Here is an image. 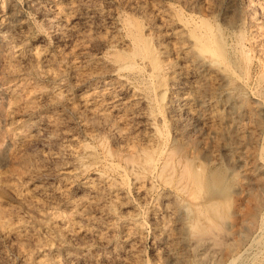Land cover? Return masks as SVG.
<instances>
[{
  "label": "rangeland",
  "instance_id": "1",
  "mask_svg": "<svg viewBox=\"0 0 264 264\" xmlns=\"http://www.w3.org/2000/svg\"><path fill=\"white\" fill-rule=\"evenodd\" d=\"M157 8L163 9H159L162 13H169L165 12V15L187 20L192 25L205 22L211 28L217 27L215 30H221L220 35L224 37L228 51L232 49L230 52L233 53L229 54L233 67L236 66L233 69L236 85L232 82L233 87L232 84L227 88L216 85L212 90L217 91H200L204 97H208L209 92L211 95L214 93L212 97L218 100L213 108L206 105L202 109L203 114L219 118L213 121L211 129L195 122L184 112L177 115L172 111L177 119L178 131L182 130L187 137L183 136V139L193 144L196 142L194 147H198L196 150L187 145L192 151L189 148L190 154L188 150L186 153L190 160L192 156L193 161H188L186 165L190 167L199 161L198 166L193 164L189 169L197 171L203 180L197 198L192 199L187 193L190 190V185L189 188L186 185L188 180L180 179L181 184L178 182V185H186L184 192L174 202L168 203L170 207H175V212L172 208L168 212L163 205L166 200L159 197L162 186L158 182L147 194L143 193L144 196L136 193L133 179L141 168L133 167L123 158L119 150L121 141L111 135L107 129L109 124L97 119V123L100 122L98 126L96 121L90 122L84 112L70 107L75 102L77 105V98L88 92L93 96L95 105L98 103L97 106L104 111L113 110L109 121L115 122L124 110L112 108L108 97L117 92H120L117 95L127 97L133 87L137 92L139 89L143 97H150L151 100L145 101L152 111L156 110L154 114L161 117L159 125L163 138L160 144L167 148L174 146L169 149L177 158L179 152L175 145L180 139L173 140L174 145L171 143L173 127L165 109L156 104L162 92L138 55L131 56L135 45L132 44L135 43L133 36L138 33L149 50L152 47L151 50L158 51L163 28L156 14ZM150 13L154 17H150ZM0 20V264H24V253L42 251L50 260L48 264L52 263L54 255L60 258V263L66 264L63 258L65 252L72 256L71 264H264V111L260 115L257 112L260 108L256 107L261 105L264 108V95L260 92L264 86V0H0ZM126 52L131 53L128 55ZM167 54L174 57L169 50ZM121 56L126 59L125 63ZM99 59L101 62L98 63ZM129 62L133 63L134 71L130 67L125 68ZM119 81L126 85L121 91L115 89ZM154 81L156 83L153 84ZM226 89L231 91V100L237 96L240 100L232 109H238L236 114H232L231 107L229 110L221 101ZM144 93H147L146 96ZM238 93L243 95L242 98ZM129 106L128 111H131L132 106ZM139 107L142 106H138L137 113L141 110ZM137 113L127 119L132 128L129 134L132 133L133 137L128 135L129 140H136L134 132L142 129L143 118ZM186 124L192 126L187 129ZM219 124L222 133L219 132ZM214 126L220 134L214 133ZM214 134L219 135L218 139ZM67 147L76 151L68 154L63 151ZM206 154L213 159L207 160ZM239 155L242 156L241 164H233L230 158ZM60 164L67 165L72 173L55 176L54 172ZM39 171H46L49 175L35 176ZM99 171L123 180L122 188L126 193L118 199L124 202V206L117 208L115 201L111 202L115 211L112 209L111 216L101 219L102 225L97 226L106 238L105 245H100L92 236L85 238L76 234L70 238L51 227L53 220L57 219L71 224L73 214L68 203L80 195L85 196L80 183ZM64 182L73 186L68 184L65 187ZM40 185L48 191H36L35 188ZM60 187H64L66 196L63 198L51 193L52 189ZM212 208L221 218L220 222L212 213ZM53 215H60L63 219ZM210 218L217 219L215 222L219 225L214 226ZM22 222L29 227L32 240L20 241L13 232L6 231ZM129 226L133 231L130 235L132 249L135 250L133 260L128 258L123 242ZM102 254L106 257L103 258Z\"/></svg>",
  "mask_w": 264,
  "mask_h": 264
},
{
  "label": "bare ground",
  "instance_id": "2",
  "mask_svg": "<svg viewBox=\"0 0 264 264\" xmlns=\"http://www.w3.org/2000/svg\"><path fill=\"white\" fill-rule=\"evenodd\" d=\"M154 5V4H153ZM152 5V7H153ZM84 7V6H83ZM155 7V5H154ZM158 9V8H157ZM160 10H163L161 8H159ZM159 9L156 11V14L159 16L160 20H161V24H162V34H161V38L159 37V43L160 46L157 49L154 47V49H156V52H154L153 49L150 44L149 46L151 47V49L149 50V48L147 47V43L144 42V40H142L141 36H139L138 34L135 33V30L133 33H135L136 35L133 36L134 34H132L133 38L135 39V44L133 45V52H129L132 55L131 56H136L138 55L139 59L142 61L141 63H143L149 71L150 76L156 80L158 87L160 88V92H162V96L159 100L157 104V106H160V108L162 107V109H165V111L167 112V116L168 119L167 120L170 122L171 126L173 127V136L172 137V142L173 140L176 141L175 139H180L179 142H177V154H179L177 156V158L175 159L174 156L172 154L170 149L171 147L174 148V146H168V148L166 146H162L160 144L161 138H163V131L162 128L160 127L159 123H161V117L158 114H154L156 113L155 111H152L153 109H151L149 107V103H147L145 100H151L150 97H148L146 94L144 93V95L146 96L143 97V95H141L139 93V89L138 92L135 91V88L133 87L132 90H130V93L127 97H122L117 95V92L114 95L109 96V100L112 102L113 107L109 104V106H111L112 108H115L120 110L123 109V113H120L121 115H119L118 119L114 122V120H110L109 121V117L111 115H113V110H110V112L104 111L102 110L99 106H97V104L95 105V101L93 102V99L90 94H88V92L86 94H81L78 98H77V105L74 106H70L72 108V110L74 111H79L80 113L84 112L87 119L90 122H94L99 120H103L104 122H107L109 124V127H107V129L109 128V131L111 132V135L113 137H115V139L117 138L118 140L121 141V144L119 145V150L122 152V156L124 159L128 160V162L133 164L134 166H139L141 168V170L137 171V173H133L135 175L134 177V182H135V190L137 191L136 193H139L143 195L147 194L146 192H148L149 189H151L152 187L155 186V184L161 185V189L159 191V197L162 200H166V202L163 204L164 206H166V209L169 212V208H172L175 212V207L173 208L170 207V203L174 202L177 197L179 196V194L183 191V188L187 185L189 188L190 185V190L188 193L189 197L192 199H196L197 198V193L200 192L201 187H202V178L199 176L197 171H194L193 169H191L190 171V167L193 164H189L190 167H187V162H191L192 163V156L191 160L190 158H188V153L187 150L191 147L192 149H196L198 147H194V144L196 142L190 143V141H187L188 139H183V133L181 131H178V127H177V122L175 119L174 114H172V111L177 112V115H181L182 112L188 114L191 118H193V120L197 123H201L203 125L206 126V128L211 129L210 126L213 123L214 120H219V118L215 117L214 115H206L202 113V109L204 106L209 105L213 108V105L215 106L216 102L218 100L214 99L211 95V92H209L210 94H208V97H204L200 91L203 89H207L210 91H213L215 89L212 90V88L216 87V85H222L225 86L226 88L231 86L232 82H234V68L233 67L234 64L233 63V59L231 58L228 48L226 47V41L222 38V36L220 35V31H216L215 29L217 28H211L212 26L205 23V22H201L199 24L196 25H192L189 22H187V20L184 19H176L173 18L172 16L165 15V12H161L159 11ZM156 10V9H155ZM4 11V10H3ZM151 12V11H150ZM155 12V11H154ZM169 14V13H168ZM171 14V13H170ZM150 17H152V13H150ZM154 17V16H153ZM157 17V16H156ZM155 17V18H156ZM175 17V16H174ZM179 18V17H178ZM65 19V18H63ZM226 19V18H225ZM66 20V19H65ZM235 21V20H234ZM1 22V20H0ZM233 22V21H232ZM227 23V22H226ZM235 23V22H234ZM159 26H161L160 24H158ZM232 26V25H230ZM134 28V27H133ZM158 28V27H157ZM156 28V29H157ZM160 28V27H159ZM161 28V29H162ZM155 29V30H156ZM220 29V28H219ZM159 31V30H158ZM22 32V31H21ZM130 32V31H129ZM155 32V31H154ZM131 34V33H130ZM1 35V34H0ZM159 35V34H158ZM2 36V35H1ZM24 36V35H23ZM141 37V38H140ZM155 37V36H154ZM157 39V38H156ZM239 42V41H238ZM146 43V44H145ZM155 43V41H154ZM165 43V44H163ZM241 43V42H240ZM12 45V44H10ZM158 46V45H157ZM229 46V45H228ZM243 46V45H241ZM168 47V48H167ZM230 47V46H229ZM238 47V46H237ZM131 48V47H130ZM231 48H233L231 46ZM241 48V47H239ZM244 48V47H243ZM242 48V49H243ZM35 49V48H34ZM242 49L240 51H242ZM37 50V49H36ZM131 50V51H132ZM167 50L171 51L174 55V57H169V55L167 54ZM35 51V50H34ZM33 51V52H34ZM130 51V50H129ZM37 52V51H36ZM232 52V51H231ZM230 52V53H231ZM39 53V51H38ZM128 53V52H126ZM128 53V55H129ZM233 53V52H232ZM242 53V52H241ZM35 54V53H34ZM33 54V56H34ZM239 54V53H238ZM243 54L246 55V53L243 52ZM127 55V56H128ZM233 55V54H232ZM237 55V54H236ZM243 56L244 58L246 56ZM39 56V55H38ZM37 56V57H38ZM235 56V55H234ZM106 57V56H105ZM126 57V55H125ZM129 57V56H128ZM126 57V58H128ZM137 57V56H136ZM237 57V56H236ZM262 57V56H261ZM35 58V57H34ZM122 58V56L120 57ZM132 58V57H130ZM129 58V59H130ZM249 58V56H248ZM257 58V57H256ZM43 59V58H42ZM52 59V58H51ZM124 59V60H123ZM136 59V58H135ZM238 59V58H237ZM237 59H235L234 61H236ZM243 59V58H242ZM262 59V58H261ZM259 59V60H261ZM91 60V59H90ZM89 60V61H90ZM100 60V59H99ZM106 60V59H105ZM125 58H122V62H126ZM35 61V60H34ZM97 61V60H96ZM95 61V62H96ZM128 61V59H127ZM239 60H237L238 62ZM263 61V60H262ZM261 61V62H262ZM83 62V61H82ZM88 62V61H87ZM101 62L98 61V63ZM121 62V63H122ZM132 62V61H131ZM126 63V65L123 63V65H125V68L130 67V69L133 67V63ZM139 62V61H137ZM258 62V61H257ZM264 62V61H263ZM92 63V62H91ZM101 64V63H100ZM236 64V63H235ZM95 65V63H94ZM106 65V64H105ZM104 65V66H105ZM120 65V64H119ZM118 65V66H119ZM142 65V64H141ZM237 65V64H236ZM51 66V65H50ZM98 66V65H97ZM109 66V65H108ZM264 66V64L262 65ZM107 67V66H106ZM121 67V66H120ZM141 67V66H140ZM139 67V68H140ZM102 68V67H100ZM123 68V66H122ZM120 68V69H122ZM124 68V69H125ZM264 68V67H262ZM119 69V68H116ZM119 69V70H120ZM136 69V68H135ZM142 69V68H140ZM145 69V68H144ZM118 70V71H119ZM127 70V69H126ZM133 70V68H132ZM97 71V70H96ZM95 71V72H96ZM112 71V70H110ZM109 71V72H110ZM115 71V70H114ZM117 71V70H116ZM134 71V70H133ZM141 71V70H140ZM237 71V70H236ZM94 72V73H95ZM264 72V71H263ZM263 72H260V75L262 76ZM101 73V72H100ZM238 73V72H237ZM248 73V72H247ZM262 73V74H261ZM99 74V73H98ZM148 74V73H147ZM237 75V74H235ZM264 75V74H263ZM138 76V75H137ZM109 77V76H108ZM119 77V75H118ZM238 77V76H237ZM264 77V76H263ZM261 77V78H263ZM109 79V78H108ZM114 79V78H113ZM120 79V78H119ZM147 79V78H146ZM246 79V78H245ZM253 79V78H252ZM258 79V78H257ZM115 80V79H114ZM117 80V79H116ZM129 80V79H128ZM236 80V79H235ZM240 81V79H237ZM236 80V81H237ZM241 80H242V76H241ZM244 80V79H243ZM264 82V79H262ZM260 80V81H262ZM259 81V80H258ZM76 82V81H75ZM114 82V81H113ZM120 82V81H119ZM149 82V80H148ZM152 82V81H151ZM155 81L153 82L156 83ZM243 82V81H242ZM103 83V82H102ZM235 83V82H234ZM246 82H244L245 84ZM155 84V85H157ZM242 84V83H241ZM116 84L112 85L111 88H114L113 86H115ZM125 85V84H124ZM123 83H119L118 88L116 87L115 89L121 91L124 87ZM151 85V84H150ZM236 85V83H235ZM234 85V86H235ZM260 85V84H259ZM264 85V84H262ZM126 86V85H125ZM152 87V86H151ZM157 87V86H156ZM158 87L156 89H158ZM207 87V88H206ZM219 87V86H218ZM224 87V88H225ZM233 87V84L232 86ZM129 88V87H128ZM137 88V87H136ZM155 88V87H154ZM221 88V87H220ZM101 89V88H100ZM109 89V88H108ZM114 89V91H115ZM126 89V88H125ZM124 89V90H125ZM155 89V90H156ZM222 89V88H221ZM230 89V88H228ZM241 89V88H240ZM260 89V88H259ZM233 90V89H232ZM236 90V89H235ZM62 91V90H61ZM95 92V90H93ZM217 91V90H215ZM214 91V92H215ZM220 91V90H219ZM234 91V90H233ZM238 91V90H237ZM260 90H258L259 92ZM92 92V91H91ZM97 92V91H96ZM99 92V91H98ZM104 92V91H103ZM123 92V91H122ZM129 92V91H128ZM158 92V91H156ZM222 92V90H221ZM231 91H228L227 89L225 90V92L222 93V99L223 102L229 107H231V113L232 114H236L237 110H232L234 108V106L236 105L237 101H240L239 99H237V95H235L234 97H236V99L231 100V96L232 94L230 93ZM263 95H264V86L263 88H261L260 91ZM84 93V92H83ZM93 93V92H92ZM102 93V92H101ZM127 93V91H126ZM142 93V92H141ZM208 93V92H207ZM220 94V92H218ZM94 94V93H93ZM100 94V93H98ZM97 94V95H98ZM104 94V93H103ZM103 94L101 96H103ZM108 94V93H107ZM111 94V93H109ZM123 94V93H122ZM152 94V93H151ZM158 94V93H156ZM236 94V93H235ZM239 94V93H238ZM242 94V93H241ZM96 95V96H97ZM153 95V94H152ZM260 95V93H259ZM95 96V95H94ZM107 96V95H106ZM105 96V97H106ZM215 96V94H214ZM218 96V95H217ZM216 96V97H217ZM240 98H242L243 95H240ZM71 97V96H70ZM100 97V96H98ZM245 97V94H244ZM95 98V97H94ZM97 98V97H96ZM95 98V99H96ZM104 99V97H102ZM145 98V99H144ZM153 98V97H152ZM158 98V97H157ZM94 99V100H95ZM254 99V97H253ZM258 99V98H257ZM97 100V99H96ZM105 100V99H104ZM101 101V102H104ZM108 100V101H109ZM153 100V99H152ZM155 101V100H154ZM153 101V102H154ZM243 101V100H241ZM98 102V100L96 101ZM100 102V103H101ZM150 102V101H149ZM152 102V101H151ZM254 102V101H253ZM99 103V104H100ZM109 103V102H108ZM256 103V102H255ZM260 104V101L258 102ZM103 104V103H102ZM101 104V105H102ZM152 104V103H151ZM159 104V105H158ZM239 104V103H238ZM237 104V105H238ZM241 104H244L243 102ZM258 104V105H259ZM263 104V103H262ZM129 105H131V111H128L127 107H130ZM141 105L142 107H139V110L141 108V110L137 113V108L138 106ZM218 105V104H217ZM231 105V106H230ZM264 105V104H263ZM153 106V105H151ZM224 106V105H223ZM240 106V105H238ZM245 106V105H244ZM243 106V107H244ZM256 106V105H255ZM155 107V106H154ZM153 107V108H154ZM225 107V106H224ZM242 107V106H241ZM259 107V111H257L258 113L263 114L264 108L263 106H256ZM104 108V107H103ZM159 108V109H160ZM223 108V107H222ZM221 108V109H222ZM111 109V108H109ZM161 109V110H162ZM210 109V108H209ZM218 109V108H217ZM240 109V107H239ZM258 109V108H257ZM70 110V109H69ZM230 110V108H229ZM254 110V109H253ZM159 111V110H158ZM206 111V110H205ZM204 111V112H205ZM212 111V110H211ZM210 111V113H211ZM219 111V110H216ZM225 111V109H224ZM228 111V110H227ZM122 112V111H121ZM163 112V111H162ZM209 112V111H208ZM229 112V111H228ZM256 112V111H255ZM77 113V112H76ZM135 113L138 114V116L140 115L143 119L141 122L142 125V129L140 128V130H138L135 133V136L137 137L136 140L131 139L129 140L128 135L131 137V134H129V131H131L129 125L130 122H128L127 119H129V115H131L130 118H132V116ZM165 113V112H163ZM170 113V114H169ZM217 113V112H216ZM115 114V113H114ZM133 114V115H132ZM162 114V113H161ZM215 114V112L213 113ZM239 114V113H237ZM116 115V114H115ZM114 115V116H115ZM136 115V114H135ZM185 115V114H184ZM206 115V116H205ZM217 115V114H216ZM226 115V114H225ZM231 116V114H230ZM233 116V115H232ZM231 116V117H232ZM112 117V116H111ZM116 117V116H115ZM165 117V116H164ZM178 117V116H177ZM176 117V118H177ZM180 117V116H179ZM80 118V117H79ZM183 118V116H182ZM181 118V119H182ZM188 118V117H187ZM189 118V119H191ZM222 118V117H220ZM98 119V120H97ZM140 119V118H139ZM184 119V118H183ZM84 120V119H83ZM166 120V119H165ZM164 120V121H165ZM185 120V119H184ZM222 120V119H221ZM133 121V120H132ZM183 121V120H182ZM223 121V120H222ZM221 121V122H222ZM227 121H230V119ZM82 122V121H81ZM87 122V121H85ZM112 122V123H111ZM134 122V121H133ZM136 122V120H135ZM134 122V123H135ZM168 122V123H169ZM180 122V121H178ZM190 122V121H189ZM217 122V121H216ZM233 122V121H232ZM237 122V121H235ZM239 122V121H238ZM100 122H98L96 125H98ZM133 123V126H134ZM167 123V124H168ZM187 123V122H185ZM219 122H217L218 124ZM226 123V122H225ZM103 124V122L101 123ZM105 124V123H104ZM107 124V125H108ZM139 124H140V120H139ZM182 124V123H181ZM191 124V123H190ZM196 124V123H195ZM221 124V123H220ZM219 124V126H220ZM231 124V123H230ZM229 124V125H230ZM237 124V123H236ZM234 124V125H236ZM240 124V122L238 123ZM95 125V124H94ZM106 125V124H105ZM138 125V124H136ZM135 125V126H136ZM183 125V124H182ZM187 125V124H186ZM197 125V124H196ZM200 125V124H199ZM203 125H202V129H203ZM216 125V124H215ZM228 125V126H229ZM232 125V124H231ZM99 126V125H98ZM170 126V127H171ZM185 126V125H184ZM188 126H192V125H187L186 128ZM198 126V125H197ZM213 126V124H212ZM211 126V127H212ZM227 126V125H226ZM237 127L239 125H236ZM234 126V127H236ZM103 127V126H102ZM169 127V126H168ZM218 127V126H217ZM230 127V126H229ZM228 127V128H229ZM233 127V128H234ZM181 128V127H180ZM184 128V127H182ZM186 128H184L186 130ZM193 128V127H192ZM197 128V127H196ZM199 128V126H198ZM220 128V133L221 132V126ZM218 128V129H219ZM241 128V127H240ZM189 129V128H187ZM200 129V131L202 130ZM215 129V126H214ZM96 130V129H95ZM136 130V129H135ZM171 130V128H170ZM180 130V129H179ZM193 130V129H192ZM205 130V129H204ZM224 130H226L224 128ZM229 130V129H227ZM235 130V129H234ZM199 131V132H200ZM209 131V130H208ZM214 133L216 134L217 132V128L215 130H213ZM232 131V130H231ZM230 131V134H231ZM108 132V131H107ZM184 132V131H183ZM188 132V131H186ZM198 132V130H197ZM198 132V133H199ZM210 132V131H209ZM208 132V133H209ZM226 132V131H225ZM229 132V131H228ZM165 133V132H164ZM207 133V135H209ZM218 133V132H217ZM218 133V134H220ZM224 133V132H223ZM233 133V132H232ZM188 133H186L187 135ZM202 134V133H201ZM200 134V135H201ZM205 134V133H204ZM214 134V136H216ZM226 134V133H225ZM203 135V134H202ZM201 135V136H202ZM224 134H222L223 136ZM199 136V135H198ZM213 136V137H214ZM34 137V136H32ZM74 137V136H73ZM72 137V139H73ZM168 137V136H166ZM186 137V136H185ZM205 137V136H204ZM212 137V138H213ZM217 137V136H216ZM215 137V138H216ZM219 137V135H218ZM217 137V139H218ZM112 138V137H111ZM133 138V137H131ZM187 138V137H186ZM197 138V137H196ZM115 139H113L115 141ZM140 139V140H139ZM208 139V138H207ZM74 140V139H73ZM214 140V139H213ZM69 141V140H68ZM165 141V140H164ZM167 141V140H166ZM191 141V142H192ZM217 141V140H216ZM214 141V143L216 142ZM45 142V141H44ZM75 142V141H74ZM117 142V141H116ZM206 142V141H205ZM204 142V143H205ZM209 142V141H208ZM207 142V143H208ZM164 143V142H163ZM66 144V143H65ZM72 144V143H70ZM165 144V143H164ZM176 144V142H175ZM206 144V143H205ZM204 144V145H205ZM76 144L74 143V146ZM172 145V144H171ZM174 145V143H173ZM189 145L190 147L188 148ZM196 145V144H195ZM217 145V144H216ZM72 146V147H74ZM77 146V145H76ZM206 146V145H205ZM58 147V146H57ZM69 147V145H68ZM64 148L63 151H67L69 152L68 154H71V152L73 153L74 150L73 148ZM79 147V144H78ZM77 147V148H78ZM204 147V146H202ZM75 148V149H77ZM190 148V151H192ZM207 148V146H206ZM175 149V151H176ZM213 149V148H212ZM61 150V149H60ZM59 150V152H60ZM78 150V149H77ZM57 151V150H56ZM64 151V152H65ZM173 151V150H172ZM189 151V150H188ZM189 151V154H190ZM194 151V150H193ZM197 152V151H196ZM205 152V151H204ZM76 153V152H75ZM210 153L211 150H210ZM192 154V153H191ZM213 154V153H212ZM235 154V153H234ZM55 155V154H54ZM65 155V154H64ZM118 155V154H117ZM208 156V154H206ZM205 155V156H206ZM211 155V154H210ZM215 155V154H214ZM238 155V154H237ZM53 156V155H52ZM57 156V155H56ZM195 157L196 154L194 155ZM204 156V157H205ZM206 156V157H207ZM234 156V155H233ZM211 157V156H210ZM208 156L207 160L210 158ZM214 157V156H212ZM231 157V156H230ZM57 158V157H56ZM60 158V157H59ZM241 158L239 156H235V157H231V161H233V164H241ZM61 159V158H60ZM213 159V158H210ZM125 160V161H126ZM196 161V159H194ZM229 160V159H228ZM67 161V160H66ZM177 161V162H176ZM78 162V160H77ZM184 162V163H183ZM181 163V164H180ZM184 165H183V164ZM62 164V163H61ZM56 168L54 174L55 176L60 174V173H65V174H71L72 170L69 169V167L67 165H61ZM195 164H199V161H196ZM193 166H196V165ZM79 165V164H77ZM184 166V169H180L178 168V166ZM243 165V164H242ZM82 166V165H81ZM79 166V167H81ZM131 166V164H130ZM88 167V166H87ZM109 167V166H108ZM85 168V167H83ZM89 168V167H88ZM114 168H117L116 166H114ZM196 168V167H195ZM54 170V169H53ZM78 170V169H77ZM82 171L86 170V169H81ZM89 171V170H88ZM132 171V170H131ZM46 172V171H45ZM39 171L37 172V174H35V176L37 177H42V176H47L49 174ZM83 173V172H82ZM113 173V172H112ZM53 174V175H54ZM131 174V173H130ZM63 175V174H62ZM114 176V175H113ZM110 177L108 175H106V173L104 174L103 172H94L93 175H90L89 177L87 176L81 183H80V187L82 188V191L84 190L85 196L80 195L79 198H77L76 200H71L68 203V207H69V211L71 212V214H73L72 217V222L71 224H67V223H62V220H53V225L51 226L52 228L58 229V231L60 230L61 233L65 234L67 237H72L76 234H80L83 237H89L92 236L96 239V241H98V243H100V245H105L106 244V238L103 235V233L101 232L100 229H97V226H101L102 224H100V222L102 223V220L110 217L111 216V210L113 209V204L111 202L115 201L114 203L117 205V208L120 207L122 208L124 206V202L123 201H118V199H120V197L125 196V191H123L122 185H123V180H118L115 177ZM36 177V178H37ZM47 178V177H46ZM182 178H185L186 180H188V183H186V185L184 187H180L178 185V182H180ZM31 179V178H30ZM60 181V180H59ZM184 181V180H183ZM182 181V182H183ZM211 182V181H210ZM69 184V186H73L71 183H67L64 182L63 185L66 187ZM181 184V182H180ZM184 184V183H183ZM189 184V185H188ZM60 185V184H59ZM62 185V186H63ZM213 185V184H212ZM68 186V187H69ZM159 187V186H158ZM36 191L39 192H47L48 190L46 189V187H42L41 185L38 186L37 188H35ZM34 189V190H35ZM187 189V187L185 188ZM151 191V190H150ZM186 191V190H185ZM188 191V190H187ZM51 193L59 196V198H63L64 196H66L64 193V187L63 189L60 187V189H52ZM80 194V193H79ZM185 194V193H184ZM47 195V194H46ZM121 195V196H120ZM144 196V195H143ZM142 196V197H143ZM139 197V196H138ZM226 197V196H225ZM73 198V197H72ZM124 199V198H123ZM60 200V199H59ZM191 200V199H190ZM33 201V200H32ZM52 201V200H51ZM213 201V200H212ZM216 201V200H215ZM224 202V201H223ZM169 203V204H168ZM114 204V205H115ZM128 204V201H127ZM212 204V203H211ZM132 205V204H131ZM168 205V206H167ZM199 205V204H197ZM126 206V205H125ZM196 206V205H195ZM200 206V205H199ZM168 207V208H167ZM116 208V207H115ZM178 209V208H177ZM114 210V209H113ZM115 211V210H114ZM166 211V210H165ZM212 213H214V216L217 217L218 221L221 218H218V213L215 212V210H213L212 208ZM91 212H93L91 215ZM172 212V211H171ZM40 213V212H39ZM57 213V212H56ZM55 213V214H56ZM152 213V212H151ZM157 213V212H156ZM211 213V214H212ZM42 214V213H41ZM40 214V215H41ZM58 214H60L58 212ZM114 214V213H113ZM49 215V214H48ZM51 215V213H50ZM64 215V214H63ZM133 215V214H132ZM135 215V214H134ZM154 215V214H153ZM174 215V214H173ZM176 215V214H175ZM52 216V215H51ZM49 216V218L51 217ZM54 216V215H53ZM70 216V214H69ZM72 216V215H71ZM221 216V215H220ZM57 217H60L57 216ZM54 216V218H57ZM213 217V216H212ZM48 218V219H49ZM62 217H60L61 219ZM53 219V218H52ZM51 219V220H52ZM63 219V218H62ZM102 219V220H101ZM186 219V217H185ZM217 219H211L210 218V222L212 223L213 221H217ZM70 220V219H69ZM101 220V221H100ZM230 220V219H229ZM64 221V220H63ZM67 221V220H66ZM212 223L214 226L215 224H218V222ZM220 222V221H219ZM52 223V222H51ZM70 223V222H69ZM169 223V222H168ZM106 224V223H105ZM51 225V224H50ZM219 225V224H218ZM216 225V226H218ZM107 226V225H106ZM134 225H132L133 227ZM162 226V225H161ZM50 227V228H51ZM105 227V226H104ZM157 227V226H156ZM106 228V227H105ZM104 228V229H105ZM134 228V227H133ZM221 228V227H220ZM213 229V228H212ZM8 233H14L16 235V237L18 239H21L20 241L23 240H32L33 236L30 233V229L27 226V224H25L24 222H22L21 224H19L17 227L15 228H8V230H6ZM54 231V230H53ZM106 232V231H105ZM132 228L131 226L126 228L125 234H124V244L127 248H125V251L129 253V257L131 260L134 259V251L132 249V240H131V234H132ZM108 233V232H107ZM111 233V232H110ZM120 234V233H119ZM212 234V233H211ZM64 236V235H63ZM133 236V235H132ZM139 236V235H138ZM109 237V236H108ZM211 238V237H210ZM214 238V237H213ZM87 240V239H86ZM92 240V239H91ZM190 242V241H189ZM171 243V242H170ZM43 245V244H42ZM50 245V244H49ZM45 246V243H44ZM45 248H43L44 250ZM42 250V249H41ZM112 250V249H111ZM40 251V250H39ZM45 251V250H44ZM47 253V252H45ZM67 253V252H65ZM64 253V260L66 264H71V259L72 256L70 255V253L65 254ZM99 253V252H98ZM47 254H44L43 251L36 253V254H30L29 252L27 254H23V263L24 264H48V260L49 258L46 257ZM127 255V254H126ZM174 255V254H173ZM103 258L106 257V255H101ZM57 257V256H56ZM55 255L53 256V259L51 260L52 263L51 264H62L59 261L60 258L57 257L56 258ZM51 259V258H50ZM177 259V258H176ZM129 260V259H128ZM50 261V260H49ZM130 261V260H129ZM77 262V261H76ZM99 262V261H98ZM135 262V261H134ZM103 263V262H102ZM50 264V263H49ZM104 264V263H103ZM179 264V263H178Z\"/></svg>",
  "mask_w": 264,
  "mask_h": 264
}]
</instances>
